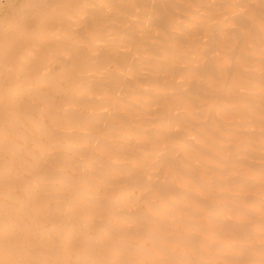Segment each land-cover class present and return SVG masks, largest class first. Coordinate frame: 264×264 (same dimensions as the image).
<instances>
[{
  "label": "bare ground",
  "instance_id": "6f19581e",
  "mask_svg": "<svg viewBox=\"0 0 264 264\" xmlns=\"http://www.w3.org/2000/svg\"><path fill=\"white\" fill-rule=\"evenodd\" d=\"M0 12V264H264V0Z\"/></svg>",
  "mask_w": 264,
  "mask_h": 264
},
{
  "label": "rangeland",
  "instance_id": "374dc122",
  "mask_svg": "<svg viewBox=\"0 0 264 264\" xmlns=\"http://www.w3.org/2000/svg\"><path fill=\"white\" fill-rule=\"evenodd\" d=\"M7 1H9L8 4H7ZM7 1H5V0H3V1L1 0V1H0V5H1V6H0V11H4L6 6H8L10 3L17 2L18 0H15V1H13V0H7ZM11 1H12V2H11ZM3 3H4L5 5H4ZM3 5H4V6H3ZM0 13H2V12H0ZM0 15H1V14H0Z\"/></svg>",
  "mask_w": 264,
  "mask_h": 264
}]
</instances>
